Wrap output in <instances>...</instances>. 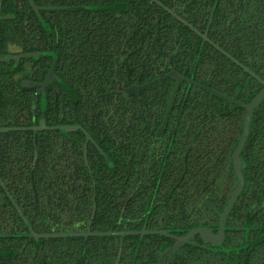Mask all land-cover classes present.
I'll return each mask as SVG.
<instances>
[{
  "label": "flooded vegetation",
  "instance_id": "af4514ba",
  "mask_svg": "<svg viewBox=\"0 0 264 264\" xmlns=\"http://www.w3.org/2000/svg\"><path fill=\"white\" fill-rule=\"evenodd\" d=\"M94 21H100L104 26L103 30L96 29V35ZM83 22L87 25L86 29L82 27ZM177 24L181 26V30L175 29ZM176 33L181 37L180 40ZM95 46L100 48L104 58L97 62L96 67L92 66L90 53L84 55L81 52H92ZM10 58L14 60L0 62V84L3 76L17 84L16 89L12 88V95L23 101L25 114L31 116L28 121L31 126L3 127L0 128V134L32 133L31 142L19 144H42L36 135L58 130L56 128L60 126L55 125V118L60 117L59 107L64 100L73 101L76 104L75 109L82 102L89 103L87 116L91 123L93 99L119 101L132 96L137 100L134 115L133 177L134 188L141 195L138 202L149 203L146 205L147 212L130 223L125 218L122 221L123 226L115 231L105 228L99 230L95 227L97 193L91 189H94L92 185L99 179L100 174L92 171L91 164L94 161L92 158L90 160L89 153L97 158L95 162L99 166V157L93 150L94 147L98 150L99 144L91 135L92 124L88 128L67 125L83 129L66 132L77 133L78 136H72L69 143L60 142L71 144L69 151L74 159H67L62 172L39 174L42 177L53 176L47 178L54 180L46 183L47 188L41 183L34 191V196L39 206L49 209L59 217L56 218L58 221L63 217L67 218L68 213L57 215V212L69 209L75 212L85 211L90 200L92 208L87 220L77 218L64 221L70 225L61 223L65 227L64 232L37 234L33 231L37 235L87 234L86 237L38 239L68 238L83 241L81 251L72 248L76 245L74 243L72 247L58 249V258L54 264H160L161 255L175 245V238H182L201 227L209 228L218 235L221 216L238 182L234 168V155L238 144L232 152L229 151L228 156L225 148L219 146L217 150V168L214 172L215 205L209 207L208 213L212 212L214 216L213 221L209 219L212 223L206 225L207 214L203 197L199 206H184L177 201L186 197L176 187V178L181 175L180 163L186 162L183 156L184 144L183 141L171 144V135L166 136L165 131L181 85L183 100L177 103L180 110L177 111L175 122L179 123V119L185 116L188 124L190 112L187 102L191 92L195 95L210 90L230 98L238 92L235 104L243 107L240 104L245 103L238 101L242 88L237 84L241 85L246 80L244 73L249 76L248 82L254 80L260 86H256L257 93L247 104L263 90L264 0H0V59ZM220 69L222 71L218 72ZM254 69L258 71L254 72ZM174 72L179 76V82L170 103L176 80L167 76ZM48 77V84L42 87ZM41 120L43 128L40 125ZM173 120L174 118L170 120V125ZM171 132L173 135L176 133L175 130ZM80 136H84V139L79 140ZM54 143L58 144L57 141L52 144ZM171 145L172 149L177 146L173 155ZM244 148L241 152V158L245 161L244 186L245 182H249L248 191L251 196L254 177L252 158L244 156ZM80 155L83 161L79 158ZM104 168L102 165V169ZM126 173L123 170L120 177H125ZM13 176L14 174L6 172L4 177L7 182L0 177V186L28 229L30 226L14 199L15 190L12 182L8 180ZM102 179L103 175L100 180ZM104 183L101 182L102 189L105 188ZM130 186L131 184L123 181L122 186L118 187L121 199L128 194L127 189L132 187ZM130 194L131 192L129 196ZM194 194L196 196L193 198L196 199L197 193L193 192L192 195ZM200 194H203L202 191ZM104 196L108 197V202H112L109 195ZM131 197L121 201L123 207L127 203L129 205ZM235 204L227 215L222 243L212 246L204 243L200 236H195L170 256L165 264H184L183 255L180 253L189 246L197 247L199 251L212 250L213 264H253V252L264 250V237L258 239L253 236L256 230L264 233V227L246 228L243 234L240 230L244 229L236 226L237 219L233 211ZM150 210L152 212L148 216ZM182 213L187 214L185 221ZM45 217L43 228L51 226L54 229L57 222L49 221ZM132 223L133 226L130 225ZM175 227L182 230L176 232L178 229ZM89 231L91 234L113 232L125 235L97 236L89 235ZM130 232L144 235H126ZM148 232H162L167 235ZM28 234L33 239L29 230ZM109 237H119L120 242L122 239L124 241L134 238V251L115 255L106 251L95 255L87 253V239ZM144 239L151 241V244H142ZM146 249L149 251H145Z\"/></svg>",
  "mask_w": 264,
  "mask_h": 264
},
{
  "label": "trees",
  "instance_id": "16d2710c",
  "mask_svg": "<svg viewBox=\"0 0 264 264\" xmlns=\"http://www.w3.org/2000/svg\"><path fill=\"white\" fill-rule=\"evenodd\" d=\"M86 26V23L83 22V29H86ZM93 28L94 34L96 35V29L103 30L104 26L100 21H94ZM175 29L181 30V26L178 25ZM176 35L180 40L181 37L178 33ZM81 52L84 55L90 53V59L94 67L97 66V62L104 59L102 51L96 46L92 52H86L85 50ZM221 71V69L218 70V72ZM256 71L258 69H254V72ZM247 76L244 73L246 80L241 85L239 83L237 84L238 87L240 86L242 88V93L238 97V101L245 104L250 102L252 97L255 96V93H257L255 88L259 86L254 80L251 82L249 80L248 82L249 76ZM16 86L17 84L14 81H9L7 77L5 78L3 76L0 84V128H25L30 125L28 121L31 120V116L25 114L23 101L12 95L14 92L12 88L16 89L18 87ZM181 90L182 85L179 87L175 97L173 110L165 131L166 136L171 135V144H179L182 141L184 144L183 156L186 162L180 163L182 164L180 165L181 169L179 171L181 175L176 178V187L186 194V197L179 198L177 196L179 198L177 201L179 203L182 202L181 204L184 206H199L201 205V197H203L204 208L207 214L205 224L209 225L212 223L210 220L213 221L212 218L214 216V213H208L210 211L209 207L215 205L214 185L216 177L214 176V172L217 168L216 153L219 146H221L227 150L228 156L230 154L229 151L232 152L237 146L242 132L245 109L223 97L212 94L208 90L195 95L191 92L187 102L190 112L188 116L190 122L188 120V124L185 121L186 117L183 116L179 119L180 122L177 123L175 122V118L178 115L177 111L180 110L177 103L183 100ZM96 99H93L91 103L93 113L92 123L89 120V116H87L89 103L82 102L75 109L76 104L73 101L64 100L59 107L60 117L55 118L56 124H54L57 126L80 125L83 128H88L91 124L93 125L91 135L95 139V142L99 144L98 150L95 147L93 150L96 151L101 163L98 166L97 162H95L97 158L95 159V156L89 153L90 160L92 158L94 161L91 164L92 171L100 174L99 179L92 185L94 189H91V191L94 190L97 193L98 208L94 225L99 230L105 228V230L115 231L123 226L122 221L125 218L128 219L127 222L129 223L137 220L138 216L141 218L147 212L146 205H149L148 202H138L141 195L134 188V115L137 100L132 96L122 98L119 101L113 99ZM166 101L167 99H165V103ZM172 118H174L173 124L170 125ZM170 126H172V129H170ZM171 130H175L176 133L173 135ZM76 134H67L66 132L58 130L43 132L41 135H36L37 140L42 144H19L21 142H31L33 140L31 132L0 134V177L7 182L4 174L6 172L7 174H14L13 177L8 179L12 182V188L15 190V198H13L22 210L28 226L37 234L64 232L65 227L60 224L64 223L65 220L73 221V219L77 218H85L87 220L91 215L92 201L90 200L87 203L88 208L85 211L75 212L69 209L63 212H57V215L68 213L67 218L63 217L61 221H58L56 218L58 219L59 217L52 214L49 209L39 206L34 196V191L40 187L41 183L47 188L46 183L54 180V178L52 180L47 178L53 176L45 175L42 177L39 174L59 172L64 167L67 159H74L71 151H69L71 144H61L60 142L66 141L69 143L72 136H78ZM79 134L82 135L81 132ZM80 139H84V136H80ZM55 141L58 144H52ZM79 147L82 152V146L80 145ZM176 147L175 145L172 149L171 145L170 150L172 149V155ZM246 155L252 158L253 188L251 196H249V182H245L243 192L239 196L233 210L237 219L236 226L244 229L240 230L243 234L246 228L252 229L255 227L259 229L264 227V100L256 107L252 118L250 133L244 148V156L246 157ZM171 157L170 160L172 159ZM79 158H81V155ZM81 161H83L82 158ZM118 161L120 164H118ZM102 165H104L105 170L102 169ZM172 167L176 169L175 166ZM123 170L127 171V173L125 177L121 178L120 176ZM247 173L248 171L245 172L246 177ZM102 175L104 179L100 180ZM103 181L105 182V188L102 189L101 182ZM123 181L131 184L132 187L130 186L131 188L127 189L129 190L128 194L121 199V195L118 193V187L122 186ZM203 185L204 187H202ZM8 186L10 187V185ZM200 191L203 194H200ZM130 192V196L132 197L129 200V205L127 203L123 207L121 201L123 199L125 200L126 197L129 198ZM193 192L197 193L196 199L193 198L196 196V194L192 195ZM104 194L109 195L112 202H108V197L104 196ZM151 212L152 210L147 213L148 216ZM181 215H183V221H185V215L187 214L182 213ZM45 216L48 217L49 221L57 222L54 229H51V226L43 228L42 224L44 225ZM188 217H190V214ZM119 221L122 224H119ZM64 224L70 225L66 222ZM130 225L133 226V223ZM175 228L178 229L176 232L182 230L179 227ZM255 233L253 238L259 239L264 237L262 231L258 232L256 230ZM133 241L134 238L124 239V241L122 239L120 242L119 237H109L91 238L85 242L87 253L90 252L92 255H95L106 251L115 255L120 252L121 254L130 251L133 252ZM72 243L76 245L72 247ZM82 243L83 241L80 239L68 238L47 240L30 239L27 225L11 205L0 186V264H45V262L46 264H54L56 258H58V249H64L69 246L81 251L83 248ZM142 244L148 246L151 244V241L144 239ZM145 251H149V249ZM62 253L64 254L63 250ZM180 255H183L182 263L184 264H194V262L195 264H213L214 261L212 250L204 249L199 251V248L193 246L184 248ZM252 259L253 264H264V250L262 252L254 251Z\"/></svg>",
  "mask_w": 264,
  "mask_h": 264
},
{
  "label": "water",
  "instance_id": "95a60500",
  "mask_svg": "<svg viewBox=\"0 0 264 264\" xmlns=\"http://www.w3.org/2000/svg\"><path fill=\"white\" fill-rule=\"evenodd\" d=\"M8 60H14V58L0 59V62H3V61L5 62ZM251 74L253 75V73H251ZM49 77H51V76H49ZM49 77L46 79V82L44 85H42V87L48 84L47 82H48ZM167 77H171V78L176 80V84L174 86L172 96H171V100H170V103H171L174 96H175L176 90H177V84L179 82V76L174 72V73L169 74ZM262 84H263V90L253 99V101L251 103L240 104L245 109V116H244V121H243V125H242V132H241L240 139L238 142V147H237V149L235 151V155H234V168H235V172H236L238 182H237L236 189L234 190L232 196L229 199L228 206L225 208V210L221 216L222 222H221V228L219 230L218 235L216 236L214 234L213 230H211L209 228L201 227V228L194 229L188 235H186L182 238H175V241H176L175 245L173 247L167 249L166 251H164L163 254L161 255L160 264H165L166 260L170 256L175 254L185 244H188L190 239L194 238L195 236H200L201 239L204 241V243L212 245V246H215L216 244L222 243V241L225 237V231H226L225 221H226L227 215L229 214L233 205L238 200V197L240 196V194L243 191V187H244L243 168L245 167V161L241 158V152H242L243 148L245 147L246 141H247L249 133H250L252 118H253L255 109L264 100V81H262ZM210 92L214 95L219 96V97H223V98H225L231 102L237 103L238 92L232 98L227 97L223 94L214 92V91H210ZM40 125L43 128V121L42 120L40 121ZM56 129L63 131V132H74L77 130H83L79 126H60ZM32 130H36V129H32ZM161 130L159 132H161ZM95 211H96V208L94 209L93 217L95 216ZM18 212H19V214H21L19 209H18ZM28 230L30 233V237L35 239V240H38L41 238H55V237H66V236H84V237L87 236V234L85 236V235L74 234V233L59 234V235L58 234L37 235L33 232L31 227H29ZM89 230H90V228H89ZM89 233H90V231H89ZM154 233L167 235L166 233H162V232H160V233L159 232H148V234H154ZM134 234L144 235V233H133V232L127 233L126 235H134ZM89 235H97V236H122L123 235L124 236L125 234L109 232V233H99V234H91L90 233Z\"/></svg>",
  "mask_w": 264,
  "mask_h": 264
}]
</instances>
